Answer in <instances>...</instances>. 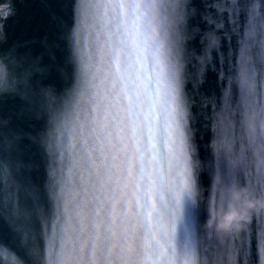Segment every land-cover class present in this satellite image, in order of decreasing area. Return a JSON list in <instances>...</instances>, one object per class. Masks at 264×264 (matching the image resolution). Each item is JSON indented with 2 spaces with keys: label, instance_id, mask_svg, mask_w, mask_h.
<instances>
[{
  "label": "snow or ice",
  "instance_id": "1",
  "mask_svg": "<svg viewBox=\"0 0 264 264\" xmlns=\"http://www.w3.org/2000/svg\"><path fill=\"white\" fill-rule=\"evenodd\" d=\"M74 4L72 55L79 78L63 98L49 95L46 147L52 157L55 140L59 168L50 166L48 172L51 213H42L45 240L31 249L34 264H197L200 236L209 247L231 246L240 264H247L250 216L226 233L208 229L209 236L201 226L235 207L234 194L242 188L264 197V147L256 155L249 147L238 159L225 131L216 144L214 179L207 188L201 183L174 42L162 24L178 17L179 0ZM252 16L255 20V9ZM34 84L26 75L19 90ZM16 90L0 61V92ZM241 91L253 110L249 68L242 73ZM26 216L17 203L12 220L20 233H28L21 223ZM261 221L264 213L257 210L258 251L264 247ZM0 264L22 261L0 245Z\"/></svg>",
  "mask_w": 264,
  "mask_h": 264
},
{
  "label": "water",
  "instance_id": "2",
  "mask_svg": "<svg viewBox=\"0 0 264 264\" xmlns=\"http://www.w3.org/2000/svg\"><path fill=\"white\" fill-rule=\"evenodd\" d=\"M179 3L178 17L162 24L174 42L181 91L191 116L194 159L207 188L218 160L216 144L225 131L238 159L249 147L253 155L264 147V0ZM0 9V61L17 82L16 91L0 92V166L6 172L0 175V245L18 255L22 264H34L31 249L41 248L45 240L42 213H51L48 172L50 166L59 168L55 140L52 157L46 147L51 131L47 106L50 94L63 98L78 81L71 40L78 20L74 0H0ZM10 60L15 62L12 67ZM245 68L252 73L253 110L245 106L241 91ZM26 75L35 84L20 91ZM17 203L27 213L21 223L28 233L18 232L13 223ZM257 210L264 213V208L250 212L253 232L247 264H264V247L258 251L256 242ZM201 231L209 235L206 223ZM218 239L222 245L223 238ZM198 247L202 250L197 264H240L231 246L209 247L200 236Z\"/></svg>",
  "mask_w": 264,
  "mask_h": 264
},
{
  "label": "clouds",
  "instance_id": "3",
  "mask_svg": "<svg viewBox=\"0 0 264 264\" xmlns=\"http://www.w3.org/2000/svg\"><path fill=\"white\" fill-rule=\"evenodd\" d=\"M234 199L237 205L225 210L218 218L210 219L206 224L207 229H212L218 234L226 233L234 222L249 218L252 210L264 208V197H252L243 188L234 194Z\"/></svg>",
  "mask_w": 264,
  "mask_h": 264
}]
</instances>
